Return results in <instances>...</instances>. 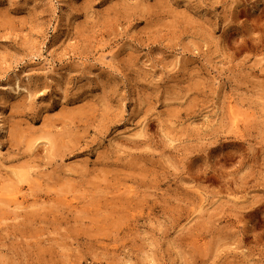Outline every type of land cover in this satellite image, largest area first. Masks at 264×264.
<instances>
[{
    "label": "rangeland",
    "instance_id": "obj_1",
    "mask_svg": "<svg viewBox=\"0 0 264 264\" xmlns=\"http://www.w3.org/2000/svg\"><path fill=\"white\" fill-rule=\"evenodd\" d=\"M0 264H264V0H0Z\"/></svg>",
    "mask_w": 264,
    "mask_h": 264
},
{
    "label": "bare ground",
    "instance_id": "obj_2",
    "mask_svg": "<svg viewBox=\"0 0 264 264\" xmlns=\"http://www.w3.org/2000/svg\"><path fill=\"white\" fill-rule=\"evenodd\" d=\"M232 113H234V112H232ZM232 113H231V114H232ZM233 116H234V115H233ZM237 118H238V117H237ZM237 118H236V116H235V117L233 118L234 121L231 120L232 122H234V125H235V121L237 120ZM238 120H239V119H238ZM236 123H237V122H236ZM21 175H22V174H21ZM26 175H27V174H26ZM26 175L24 174L23 176L25 177ZM27 176H28V175H27ZM21 179L23 180V178H21ZM24 179H25V178H24ZM23 181H24V180H23ZM18 191H19V190H18ZM16 192H17V191H16ZM16 192H13V193H12V194H13V195H12L13 200H14V199H17V194H16Z\"/></svg>",
    "mask_w": 264,
    "mask_h": 264
}]
</instances>
